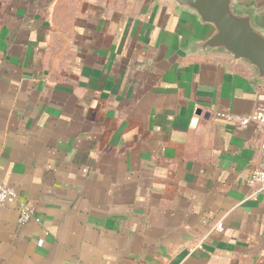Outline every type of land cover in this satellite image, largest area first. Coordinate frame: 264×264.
<instances>
[{"label":"crops","instance_id":"obj_1","mask_svg":"<svg viewBox=\"0 0 264 264\" xmlns=\"http://www.w3.org/2000/svg\"><path fill=\"white\" fill-rule=\"evenodd\" d=\"M207 33L170 0H0V264H264V125L228 119L264 80Z\"/></svg>","mask_w":264,"mask_h":264},{"label":"water","instance_id":"obj_2","mask_svg":"<svg viewBox=\"0 0 264 264\" xmlns=\"http://www.w3.org/2000/svg\"><path fill=\"white\" fill-rule=\"evenodd\" d=\"M203 28L207 37L200 51H222L233 61L247 62L264 80V31L254 26L252 16L239 13V0H170Z\"/></svg>","mask_w":264,"mask_h":264},{"label":"built area","instance_id":"obj_3","mask_svg":"<svg viewBox=\"0 0 264 264\" xmlns=\"http://www.w3.org/2000/svg\"><path fill=\"white\" fill-rule=\"evenodd\" d=\"M229 120L237 122L240 128H246L250 123L257 122L264 125V99L258 105L254 114L248 117H228ZM264 156V147H263ZM248 184L254 189V195L264 194V157L263 161L256 167L248 179ZM18 195L16 191L9 186L0 187V208L8 207L17 204ZM19 223L25 225L33 218V211L25 204L18 205ZM223 222L220 221L214 230L222 231Z\"/></svg>","mask_w":264,"mask_h":264}]
</instances>
